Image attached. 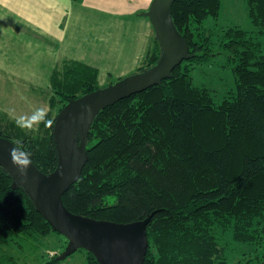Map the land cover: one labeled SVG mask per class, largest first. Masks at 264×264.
Masks as SVG:
<instances>
[{
    "label": "trees",
    "instance_id": "1",
    "mask_svg": "<svg viewBox=\"0 0 264 264\" xmlns=\"http://www.w3.org/2000/svg\"><path fill=\"white\" fill-rule=\"evenodd\" d=\"M244 1L255 33L228 26L216 42L235 61V89L215 103L191 77L193 64L211 56L214 33L205 22L218 16L221 0H174L172 21L191 58L161 84L97 113L88 132V160L62 195L70 212L97 220L126 223L152 214L143 264H232L219 247L220 235L228 232L256 250L234 264H264V53L257 39L264 36V0ZM158 56L153 38L136 71ZM48 86V118L54 120L70 99L100 87L98 69L63 60L50 70ZM52 128L22 130L0 110V137L19 140L43 173L57 165ZM11 182L0 169V239L8 233L30 240L55 233L64 239L62 251L67 239ZM78 250L87 264H99ZM60 252L41 264H60ZM0 264L18 261L3 252Z\"/></svg>",
    "mask_w": 264,
    "mask_h": 264
},
{
    "label": "water",
    "instance_id": "2",
    "mask_svg": "<svg viewBox=\"0 0 264 264\" xmlns=\"http://www.w3.org/2000/svg\"><path fill=\"white\" fill-rule=\"evenodd\" d=\"M173 1L151 0L148 10L142 13L149 19L159 46V56L152 65L70 99L57 112L52 128L57 152L53 171L43 173L32 162L27 176L21 178L9 156L16 145L0 137V169L11 179V187L21 189L35 210L67 239L56 257L59 261L84 249L99 264H143L148 248L146 227L152 214L126 223L97 220L70 212L62 195L78 180L88 160V132L97 113L120 99L161 84L171 77L174 67L191 58L187 42L172 21Z\"/></svg>",
    "mask_w": 264,
    "mask_h": 264
},
{
    "label": "rangeland",
    "instance_id": "3",
    "mask_svg": "<svg viewBox=\"0 0 264 264\" xmlns=\"http://www.w3.org/2000/svg\"><path fill=\"white\" fill-rule=\"evenodd\" d=\"M11 17L12 14L4 7L3 15H0V110L13 118V116L30 115L38 107L49 109L47 100L50 89L48 64L35 56L42 45L41 42H44L43 38L37 33H29L21 23L10 19ZM205 26L214 33L212 42L215 44L211 48V56L206 61L193 64L191 77L195 85L207 88L213 101L219 103L235 89L232 72L235 61L231 59L229 52L223 51L216 43L217 34L228 26H238L253 34L256 28L248 18L244 0H221L218 16L209 17ZM257 39L264 53V36H259ZM25 41L29 42L25 43ZM29 45L27 52L25 48ZM116 79L114 76L101 75L98 84L103 87ZM8 109H14V112L9 113ZM2 237L4 238L0 239V253L13 255L18 264L43 263L48 255L61 251L64 240L55 233L37 240L26 239L14 233ZM219 247L226 260L232 264L242 257H247L242 255L245 252H252V256L256 254L254 246L233 241L230 232L220 235ZM60 261V264H87L85 252L82 250H76Z\"/></svg>",
    "mask_w": 264,
    "mask_h": 264
},
{
    "label": "crops",
    "instance_id": "4",
    "mask_svg": "<svg viewBox=\"0 0 264 264\" xmlns=\"http://www.w3.org/2000/svg\"><path fill=\"white\" fill-rule=\"evenodd\" d=\"M150 2L0 0V15L5 7L10 19L43 38L35 56L48 64L49 72L63 60H76L95 66L99 80L101 75L120 78L142 62L154 36L149 19L142 15Z\"/></svg>",
    "mask_w": 264,
    "mask_h": 264
},
{
    "label": "clouds",
    "instance_id": "5",
    "mask_svg": "<svg viewBox=\"0 0 264 264\" xmlns=\"http://www.w3.org/2000/svg\"><path fill=\"white\" fill-rule=\"evenodd\" d=\"M8 111L9 113H13L14 109H8ZM13 121L16 127L28 131L38 129L41 124L45 128H51L55 124L53 119L48 118V109L45 107L36 108L30 115L13 116ZM15 145L9 150L10 160L21 178H24L27 176L29 165L32 163L31 153L24 150L19 140L15 142Z\"/></svg>",
    "mask_w": 264,
    "mask_h": 264
}]
</instances>
